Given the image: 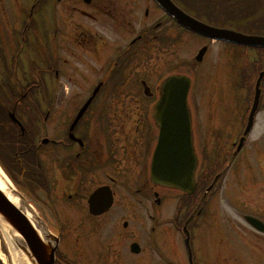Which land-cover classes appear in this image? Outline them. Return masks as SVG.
Masks as SVG:
<instances>
[{
	"label": "flooded vegetation",
	"instance_id": "obj_1",
	"mask_svg": "<svg viewBox=\"0 0 264 264\" xmlns=\"http://www.w3.org/2000/svg\"><path fill=\"white\" fill-rule=\"evenodd\" d=\"M58 1L62 6L60 15L55 13L52 26H47L51 32L49 70L42 71L40 66L35 69L39 73L28 74L24 67L17 65L14 72L0 76L1 96L8 103L6 112L15 114L26 130L21 135L9 121L6 123L7 139L17 133L19 140L34 138L35 142L34 148L23 145L15 151L18 165L9 163L7 173L16 180V172H20L19 182L31 196L27 199L40 210L43 219L51 221L50 215L59 225L73 229L84 227L93 233L113 226L108 238L99 243L123 249L100 255L96 264H168L171 262L169 256L160 248L161 243L155 235L147 243L151 249H144L138 256L130 253V246L135 242L133 225L137 220L138 194L150 196L154 190L148 181L144 182L148 169L144 138L147 128L155 123L153 108L147 118L146 108L141 109L127 99L134 92L142 91L139 70L152 61L154 42L165 41L161 37L153 40L154 32L149 29L129 42L127 52H116L117 56L111 57L113 51L102 42L105 30L112 28L107 22L113 17L121 23V9L137 4L132 0H93L88 6L82 4L81 12L76 9L78 0ZM41 27L36 25L34 32L40 44L47 35ZM139 45L137 57L128 56ZM160 45L158 48H162ZM59 54L70 62H61ZM141 56L143 59L137 61ZM64 82L73 88H67ZM91 98L88 108L78 119ZM28 100L34 104L26 105ZM150 135L153 137L154 132ZM45 138L49 140L48 145L38 149ZM33 177L38 180L33 181ZM40 181L45 188L38 185ZM30 185L40 191H33ZM101 188L111 191L113 204L108 213L94 217L90 212V198ZM149 220L159 225L155 216H150ZM66 228L63 232L61 229L58 264H63V253L81 264L69 238H64Z\"/></svg>",
	"mask_w": 264,
	"mask_h": 264
},
{
	"label": "rangeland",
	"instance_id": "obj_2",
	"mask_svg": "<svg viewBox=\"0 0 264 264\" xmlns=\"http://www.w3.org/2000/svg\"><path fill=\"white\" fill-rule=\"evenodd\" d=\"M132 2L137 4L133 14L136 21L143 25L147 24L142 19V10L139 11L141 0H132ZM7 6L11 7L10 1ZM150 10L152 12L151 7ZM134 26L138 28V26ZM216 45L214 48L211 47L210 53L212 49L214 51L211 60L199 72L200 82L204 84L211 79L209 75L213 64L215 65L218 60L223 61L224 58L226 66L230 68L227 69L232 71V74L226 70H224L223 76H221L222 72L216 74L218 77L211 80L216 82L220 78L217 87L208 82L209 88L213 91L217 90V94L213 91L207 92L208 89L207 91L205 89L204 93L199 95V104L202 105V126L203 130L208 131L210 129L208 120L213 117L215 119L214 128L218 129L220 126H224L228 132L236 135V132L241 129V120L246 114L248 105L247 80L243 77V72L246 69V65L251 63L252 53L244 48L228 45L230 51V53H227L230 57L228 65V58L220 52H223V47L221 46L218 49ZM189 48H192V44L189 45ZM165 51L170 52L168 58L170 60L169 66H172L171 52L172 56H174L172 59L175 62L182 56V51L177 47L175 49L171 48V44ZM187 55L188 51L185 52V56ZM195 94L193 92L191 96V106L193 108L198 105L192 99L193 97L196 98ZM217 95H219V98ZM221 97L224 99V103L217 107L216 105ZM218 117H220L221 121ZM256 138L255 131L251 136V139H254V144L249 145V153L247 155L251 165L252 163L254 165V180L253 173L252 176L249 173L251 170L245 167L246 160L243 161V164H239L232 173H229L228 182L210 197L203 214L197 220L199 230H197L193 246L196 255L194 263L196 264H264V241L260 240L244 222L245 217L251 215L264 221V188L261 186L264 184V169L260 166L261 162L257 161L262 156L255 155L259 146ZM250 180L251 182H249ZM141 206L138 205V208H141L138 215L143 217L146 216L147 210ZM170 238L172 249L176 252L183 251L181 246L183 242L178 244L177 235L172 233ZM0 248L4 253L3 242ZM172 249L170 247L169 251L172 252ZM8 257L7 264H11L9 261L11 258ZM188 261L189 259L187 263ZM84 264H88L86 260H84Z\"/></svg>",
	"mask_w": 264,
	"mask_h": 264
},
{
	"label": "water",
	"instance_id": "obj_3",
	"mask_svg": "<svg viewBox=\"0 0 264 264\" xmlns=\"http://www.w3.org/2000/svg\"><path fill=\"white\" fill-rule=\"evenodd\" d=\"M166 9L175 13L174 6L168 0H158ZM184 25H190L194 31L205 36L217 39H225L238 44L262 46L264 47V38L246 36L234 32H222L201 23L182 17L179 19ZM263 77V76H262ZM189 90V82L185 79H172L166 85V96L163 98L159 108H165L166 130L163 133L161 156L158 162L156 177L164 179L166 182L181 170L187 162V155H191V149L188 142L184 139L178 140L186 128L185 120L187 118L186 98ZM168 107V108H167ZM186 132V131H185ZM190 164V160H189ZM184 176V179H182ZM191 174L183 173L177 181L190 180ZM5 194L0 190V219L3 223L11 224L18 230H22L23 221L18 211L11 204H3L2 199Z\"/></svg>",
	"mask_w": 264,
	"mask_h": 264
},
{
	"label": "bare ground",
	"instance_id": "obj_4",
	"mask_svg": "<svg viewBox=\"0 0 264 264\" xmlns=\"http://www.w3.org/2000/svg\"><path fill=\"white\" fill-rule=\"evenodd\" d=\"M0 187L1 188H7L8 187L7 179L5 178V176L1 172H0ZM2 202H3V204H15L17 206L19 204H21L19 201H17L13 197H11L9 194H7V196H5L2 199ZM4 233H5V231H4ZM2 234L0 233L1 236H2ZM10 246L12 247V249H10V251H12L11 252L12 254L14 253V257L11 258L9 261H11L13 264H49L48 259L45 257V252L28 253L26 255L24 252L28 251V249L24 248L21 253L17 254L16 251L13 249L12 244H10ZM3 258H4V256H3Z\"/></svg>",
	"mask_w": 264,
	"mask_h": 264
},
{
	"label": "trees",
	"instance_id": "obj_5",
	"mask_svg": "<svg viewBox=\"0 0 264 264\" xmlns=\"http://www.w3.org/2000/svg\"><path fill=\"white\" fill-rule=\"evenodd\" d=\"M1 264V263H0Z\"/></svg>",
	"mask_w": 264,
	"mask_h": 264
}]
</instances>
